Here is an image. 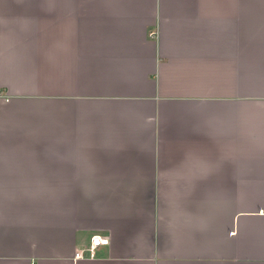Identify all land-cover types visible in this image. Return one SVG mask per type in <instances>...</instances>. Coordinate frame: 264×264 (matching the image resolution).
Returning a JSON list of instances; mask_svg holds the SVG:
<instances>
[{
  "label": "crops",
  "instance_id": "1",
  "mask_svg": "<svg viewBox=\"0 0 264 264\" xmlns=\"http://www.w3.org/2000/svg\"><path fill=\"white\" fill-rule=\"evenodd\" d=\"M0 264H264V0H0Z\"/></svg>",
  "mask_w": 264,
  "mask_h": 264
},
{
  "label": "built area",
  "instance_id": "2",
  "mask_svg": "<svg viewBox=\"0 0 264 264\" xmlns=\"http://www.w3.org/2000/svg\"><path fill=\"white\" fill-rule=\"evenodd\" d=\"M106 242L107 240L102 238L100 235H93L91 237L89 246L82 250L76 251L75 258H84L86 256L92 257L95 253V248L100 244H105Z\"/></svg>",
  "mask_w": 264,
  "mask_h": 264
}]
</instances>
